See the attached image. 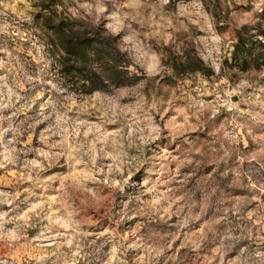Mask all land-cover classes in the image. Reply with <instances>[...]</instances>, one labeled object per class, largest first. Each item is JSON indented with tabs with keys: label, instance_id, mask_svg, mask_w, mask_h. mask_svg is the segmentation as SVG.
Segmentation results:
<instances>
[{
	"label": "rangeland",
	"instance_id": "374dc122",
	"mask_svg": "<svg viewBox=\"0 0 264 264\" xmlns=\"http://www.w3.org/2000/svg\"><path fill=\"white\" fill-rule=\"evenodd\" d=\"M42 1L0 0V264H264V62L228 64L264 0H46L136 66L92 93ZM194 55L207 74L171 68Z\"/></svg>",
	"mask_w": 264,
	"mask_h": 264
},
{
	"label": "trees",
	"instance_id": "16d2710c",
	"mask_svg": "<svg viewBox=\"0 0 264 264\" xmlns=\"http://www.w3.org/2000/svg\"><path fill=\"white\" fill-rule=\"evenodd\" d=\"M55 4V3H53ZM51 2L43 0L42 13L46 45L59 74L76 92L110 91L117 86L133 84L138 73L127 51L118 43V35L108 33L98 24L83 18L58 15ZM258 20L235 29L229 66L240 70L259 67L264 62V7ZM170 63L171 68L181 66L192 72L207 74L208 68L197 55ZM133 66V67H132Z\"/></svg>",
	"mask_w": 264,
	"mask_h": 264
}]
</instances>
